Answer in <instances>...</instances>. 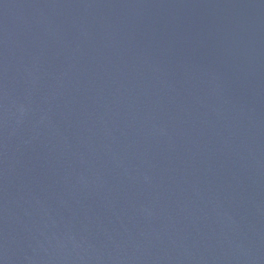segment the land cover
I'll list each match as a JSON object with an SVG mask.
<instances>
[{
	"label": "water",
	"instance_id": "water-1",
	"mask_svg": "<svg viewBox=\"0 0 264 264\" xmlns=\"http://www.w3.org/2000/svg\"><path fill=\"white\" fill-rule=\"evenodd\" d=\"M0 264H264V0H0Z\"/></svg>",
	"mask_w": 264,
	"mask_h": 264
}]
</instances>
